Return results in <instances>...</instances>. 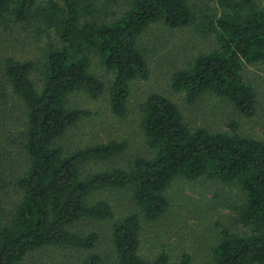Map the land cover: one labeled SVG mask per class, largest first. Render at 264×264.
Listing matches in <instances>:
<instances>
[{"label":"trees","instance_id":"obj_1","mask_svg":"<svg viewBox=\"0 0 264 264\" xmlns=\"http://www.w3.org/2000/svg\"><path fill=\"white\" fill-rule=\"evenodd\" d=\"M217 2L220 12L198 19L191 0H128L120 17L99 21L102 0H0V22L44 24L54 28L60 41L44 52L40 89L32 79L34 61L9 57L4 64L26 108L29 167L17 179L22 198L7 221L0 209V264H16L47 245L93 249L96 232L72 230L82 219L113 221L117 264H174L166 251L152 260L139 251L143 221L155 222L167 211L166 190L177 177L236 184L244 192L236 220L251 230L238 234L223 228L209 264H264V140L240 134L236 122L230 131L192 128L175 102L154 92L142 104L139 119L151 154L136 157L129 168H92L127 151L126 140L71 150L59 142L78 121L94 114L69 105L75 92L97 100L108 90L111 112L127 115L131 82L150 76L139 37L158 21L170 28L196 23L203 36L217 38V48L172 75V88L184 92L188 104L213 93L254 116L257 92L245 79L244 67L264 62V8L257 0ZM94 61L113 75L109 87L93 71ZM105 189H131L137 210L117 218L109 201L93 200ZM102 263L100 255L90 254L81 264ZM179 264H191V256L184 253Z\"/></svg>","mask_w":264,"mask_h":264},{"label":"rangeland","instance_id":"obj_2","mask_svg":"<svg viewBox=\"0 0 264 264\" xmlns=\"http://www.w3.org/2000/svg\"><path fill=\"white\" fill-rule=\"evenodd\" d=\"M102 2L99 21L114 20L128 9V0ZM257 2L264 8V0ZM191 5L198 19L205 13L220 12L217 0H191ZM216 39L215 35L203 36L196 23L179 28H170L163 21L151 23L138 41L146 55L150 76L147 80L131 82L127 115L121 118L111 112L108 90L97 100L83 92H75L69 97V105L91 110L94 114L78 121L59 142L71 150L108 140H126L129 144L127 151L92 168H129L136 157L151 154L139 119L142 104L154 92L175 102L192 128L230 131V124L236 122L240 134L264 140V62L247 63L244 67L245 79L257 92V112L252 117L245 116L227 99L213 93L204 94L190 105L185 93L171 86L173 73L186 67L200 53L217 48ZM59 42L54 28L44 24L0 22V209L5 221L21 201L22 191L17 179L27 171L29 158L24 137L26 108L7 80L4 64L9 57L34 61L37 68L32 72V79L40 89L42 74L38 67L44 59V52L50 43ZM93 71L109 87L113 75L98 61H94ZM166 196L169 207L162 217L155 222L143 221L139 254L147 260L166 251L174 264L180 263L184 253L191 256V264H209L223 228L238 234L251 230L236 220L237 208L245 199L243 190L236 184L177 177L167 188ZM99 199L113 205L117 218L137 210L131 189L100 190L93 196L94 201ZM112 225L113 221L109 220L82 219L72 230L81 234L96 232L99 240L93 249L47 245L28 252L16 264H81L90 254L100 255L102 264H117Z\"/></svg>","mask_w":264,"mask_h":264}]
</instances>
